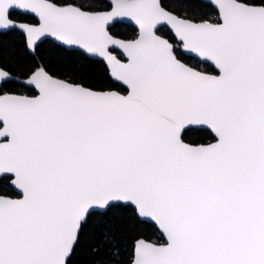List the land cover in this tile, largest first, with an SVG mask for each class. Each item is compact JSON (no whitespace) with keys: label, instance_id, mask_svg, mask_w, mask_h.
<instances>
[{"label":"snow or ice","instance_id":"snow-or-ice-1","mask_svg":"<svg viewBox=\"0 0 264 264\" xmlns=\"http://www.w3.org/2000/svg\"><path fill=\"white\" fill-rule=\"evenodd\" d=\"M8 34L0 264H264V0H0Z\"/></svg>","mask_w":264,"mask_h":264},{"label":"trees","instance_id":"trees-1","mask_svg":"<svg viewBox=\"0 0 264 264\" xmlns=\"http://www.w3.org/2000/svg\"><path fill=\"white\" fill-rule=\"evenodd\" d=\"M0 46H3L7 50H14L15 59L21 64L25 63L23 57L20 55L19 40L14 34L0 35ZM7 54L8 52L6 51L5 55Z\"/></svg>","mask_w":264,"mask_h":264}]
</instances>
